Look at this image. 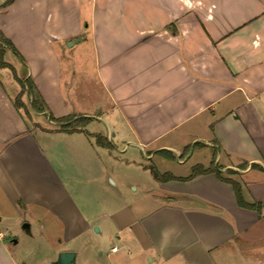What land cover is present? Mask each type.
<instances>
[{
    "label": "crops",
    "instance_id": "0c3cea01",
    "mask_svg": "<svg viewBox=\"0 0 264 264\" xmlns=\"http://www.w3.org/2000/svg\"><path fill=\"white\" fill-rule=\"evenodd\" d=\"M0 35L46 106L35 128L15 105L17 69L5 61L10 79L0 65V228L12 218L32 229L45 213L76 258L98 228L123 249L154 252L153 264H217L260 223L264 207H239L224 180L264 204V0H0ZM86 52L108 107L75 100L90 81L75 69ZM128 154L140 180L115 175ZM196 168L209 173L190 179ZM135 192L146 201L121 208ZM4 239L0 264H23Z\"/></svg>",
    "mask_w": 264,
    "mask_h": 264
},
{
    "label": "rangeland",
    "instance_id": "374dc122",
    "mask_svg": "<svg viewBox=\"0 0 264 264\" xmlns=\"http://www.w3.org/2000/svg\"><path fill=\"white\" fill-rule=\"evenodd\" d=\"M2 42V43H1ZM0 44L4 45L5 48H8L12 51L8 41L3 38L0 35ZM0 45V49L4 48ZM15 48V47H14ZM87 49V48H85ZM76 53L74 54V58L76 57ZM1 59V57H0ZM2 61L8 62L10 65L15 67L17 69V77L21 80L18 82L19 89H25V96L27 99L29 98V101H23V110L27 116V120L36 128V121L41 124L46 125V118L45 117H37V114H40L32 109V99L33 97L29 94V92L26 89L25 83H29L33 86L34 90L37 92L36 87L31 79H27L25 77V80H22L24 76L27 75V68H25V75L20 74L18 71V67L22 69V65L19 64L18 59L14 54L11 52H8L6 57L2 55ZM23 60V59H22ZM24 61V60H23ZM63 61V68L64 71L66 69V59H62ZM79 64L75 66V69L84 71L83 76L86 74H89L90 81L85 82L82 80V86L75 92L77 94H81V96H75L76 101H89L91 104H96L94 101L99 98L100 100L103 99L102 102H105L107 104L106 107L109 106V101L105 99V96H101L102 92L99 88L98 84L96 83L95 79L93 78L92 69H93V60L90 57L89 53L86 52L83 58L78 59ZM6 64V63H5ZM5 74L10 77V79L13 78V71L12 70H4ZM86 73V74H85ZM22 75V76H21ZM81 76V75H80ZM23 84V85H22ZM89 93V94H88ZM39 94V93H38ZM63 94H65V97L69 101H74V99L71 100V97L69 96L70 93L67 91L66 86L63 87ZM84 94H87V97L84 96ZM40 95V94H39ZM89 100L87 98L89 97ZM86 98V100H84ZM42 99V98H41ZM23 100V98H22ZM43 101V99H42ZM98 103V102H97ZM43 109L46 110L45 103L42 104ZM85 105H83L84 107ZM94 107L92 106V109ZM91 109V110H92ZM74 119V118H70ZM78 123V122H77ZM77 123H71L70 129L76 130L83 126L82 124ZM89 129V127H87ZM132 154H128L126 156H121V163H117L115 171V175H119L123 179H135L138 178V180L141 179L140 170H135V168L130 167L127 165V156H131ZM216 167V166H215ZM217 168V167H216ZM170 170V169H167ZM182 170L176 169L175 172H181ZM182 174V173H181ZM126 180V181H127ZM171 182V181H168ZM133 190V189H131ZM136 195V196H135ZM158 196V195H156ZM141 194L140 192H135L134 194L129 197V199H126L127 202H122L121 208H125L127 205L135 208L139 206L142 202L144 203L146 200H141ZM172 198L166 197L165 200H169ZM2 200V197L0 195V201ZM156 204V203H155ZM2 209L9 210L7 206L3 205ZM41 214V213H39ZM44 214V215H43ZM41 215V224L39 226H32V229L30 231H27L24 228L25 224H30L25 221V219L17 220L16 222H13L14 220L10 218V222L7 221V219L3 220V225L0 228V232H2L5 236V242L8 243L9 247L13 251V254L17 256L19 259H22L23 264H56L59 255L60 250L68 249V252H75L77 245L76 243H64L63 237H62V228L59 222H57L54 218H52L49 215H46L43 213ZM22 221V222H21ZM20 222V223H19ZM31 225V224H30ZM191 237H194L190 235ZM90 247H84L83 249L80 248V252L82 255L77 256L76 258V264H153L150 260L156 259V255L154 252H149V259L144 255L145 253L139 252L138 249L134 248L133 246L125 247V249L121 248L123 247L122 243L117 239V237L114 236L113 239L108 240L105 236H100L98 232L94 230V234L91 236L90 239L87 240ZM99 245V246H97ZM72 246V247H71ZM117 246V248H121L119 254H113L111 249ZM231 248L227 250L224 257L220 259V261L217 264H264V217L261 218V221L259 224L252 225L246 233H244L242 236L240 235L236 240H234L233 244H230ZM97 247H101L100 249ZM86 249L88 251L86 252ZM99 249V250H98ZM151 258V259H150ZM215 261L217 257L214 256ZM157 261V260H156ZM216 261V262H217ZM154 264H157L155 262ZM165 264H185L183 262H178L177 260H172L170 262H166Z\"/></svg>",
    "mask_w": 264,
    "mask_h": 264
},
{
    "label": "trees",
    "instance_id": "16d2710c",
    "mask_svg": "<svg viewBox=\"0 0 264 264\" xmlns=\"http://www.w3.org/2000/svg\"><path fill=\"white\" fill-rule=\"evenodd\" d=\"M8 43H9L12 51L16 55H18L20 57V55L18 54L17 50L14 48L13 44L11 42H8ZM2 55H4V52L1 50L0 51V57H1V59H2ZM1 59H0V65L2 67H8V68H10L14 72V70L12 69V67L9 66V65H7V64H5ZM14 74H15V72H14ZM15 77H16V74H15ZM25 85H26V89L29 92V94L33 97V99H32V109L34 111L38 112V113H44V112H46V110L43 109V105L42 104H44V102L42 101L41 96L38 93H36V91L34 90V88H33L32 85H30L27 82L25 83ZM24 94H25V89L23 87L22 92L19 94V96L17 97V99L15 101V105L19 109H23V104L24 103H23L22 97H23ZM50 120L51 121H54V122H57L60 125H63V128L62 129H65V130H68V131H74V130H71L70 129L71 128L70 125H71V123H73V119L64 118V119L56 120V119H54L51 116L50 117ZM80 122H82V121H79V123ZM97 144L99 146H103L104 145L103 139L101 137H97ZM153 173H154L155 178L158 179V180H160V181H162V182H168V181L176 180L175 178H173V177H171L169 175L161 176L155 170L153 171ZM208 173H209V171L200 170V169L196 168V169H194L193 174L190 177V179L195 178V177H197L199 175L208 174ZM218 177L221 179L220 176H218ZM224 181L232 185V187L234 189V192H235V195H236V198H237V202H238L239 207L244 208V209H248V210H257V211H260L264 207V204H258V205L254 204V205H250V204L246 203L245 200H244V198H243L241 185L238 184L237 182H233V181H230V180H224Z\"/></svg>",
    "mask_w": 264,
    "mask_h": 264
},
{
    "label": "water",
    "instance_id": "95a60500",
    "mask_svg": "<svg viewBox=\"0 0 264 264\" xmlns=\"http://www.w3.org/2000/svg\"><path fill=\"white\" fill-rule=\"evenodd\" d=\"M73 45H74V42L69 43V47H72ZM24 228L27 231H30L29 224H25ZM95 231L99 232V229L95 228ZM75 263H76V254L73 252H65L59 255V258L56 264H75Z\"/></svg>",
    "mask_w": 264,
    "mask_h": 264
},
{
    "label": "built area",
    "instance_id": "2783aa9c",
    "mask_svg": "<svg viewBox=\"0 0 264 264\" xmlns=\"http://www.w3.org/2000/svg\"><path fill=\"white\" fill-rule=\"evenodd\" d=\"M117 250H118V249H117L116 247H114L112 251H113V252H117Z\"/></svg>",
    "mask_w": 264,
    "mask_h": 264
}]
</instances>
